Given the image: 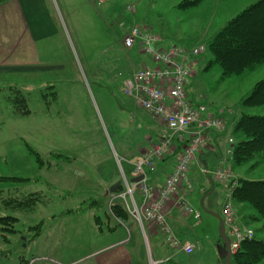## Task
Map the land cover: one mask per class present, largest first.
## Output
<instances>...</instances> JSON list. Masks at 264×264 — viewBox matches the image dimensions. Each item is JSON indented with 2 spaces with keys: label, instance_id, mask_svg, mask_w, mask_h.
Returning a JSON list of instances; mask_svg holds the SVG:
<instances>
[{
  "label": "rangeland",
  "instance_id": "374dc122",
  "mask_svg": "<svg viewBox=\"0 0 264 264\" xmlns=\"http://www.w3.org/2000/svg\"><path fill=\"white\" fill-rule=\"evenodd\" d=\"M185 1L107 0L104 4L94 6L95 10L99 9L102 12L100 23L97 19H91L94 26L86 15L71 18L58 13L60 26L71 52L70 63L61 69L35 72L30 67L0 72V176L26 179L2 181L0 189L19 187L22 196L32 191L39 193L41 197L33 206L31 202L28 207L20 208L10 207L0 201V216H13L17 219L16 222L8 220L6 224L0 223V264H86V261L79 263L76 260L86 257L85 255L96 245L124 236L123 244L134 243L135 247L139 248L137 250L140 252L139 264H159L155 262L151 252L152 242L148 232L142 227L146 224L145 220L139 222L130 212L132 210L130 198L125 201L117 193L108 194L104 192L106 188L99 189L96 185L88 186L91 190L80 189V192H76L78 184L77 182L73 184L70 178H73L72 174L76 175L74 178H78L77 173L89 171L88 166L81 160L95 158L89 157L88 151L82 150V147H86L83 143L87 141L96 149L97 156L102 154L103 157H107L110 150L117 166L123 164L121 154L114 150L116 141L125 138L122 133L123 126L120 125L121 122L124 123L125 117L119 104L120 99H124L125 96L119 91L121 76L116 72L122 69L114 70L118 78L116 86L113 87L115 93L109 88V80H102L100 76L91 77L90 71L94 67L97 68V65L91 67L85 63L86 60L95 59L100 53H104L105 57L121 56L117 48L122 32L121 22L125 23V27L135 24L159 34L167 43L156 44L158 46H188L204 42L228 20L258 0H195V4L190 6L182 5ZM76 4L74 8L79 14V10L81 13L85 9L84 3L77 1ZM208 59L210 56L205 51L197 61V64L200 63V68L196 70V72L199 70L196 79L200 89L198 99L208 107L211 106L214 114L223 117L225 121L222 130L206 132L210 138L213 132L225 131L229 120L238 116L242 110H246L239 101L256 81L264 78V63L240 76L222 77L218 66ZM112 82L113 80L110 82L111 85ZM50 86L53 88H47ZM52 90L57 92V97L53 99L49 94ZM18 91L25 96L30 109V113L22 116L14 114L7 101L9 94L14 96ZM68 92L70 96H64ZM44 94L49 96L45 97ZM66 106H71L70 109L74 112L64 111ZM249 112L263 115L264 106L251 108ZM52 115L57 118L51 117ZM56 120H60V123H54ZM195 129V126H190L187 127L188 131L181 133L182 136L175 135L179 137L178 139L184 140L185 135ZM231 138L233 142L230 141ZM226 139L229 145L235 140L231 134ZM26 143L39 153L43 159L41 165L37 163L36 156L28 150ZM64 147H67L65 150L70 149L69 154L59 151L60 155L55 154L46 159L49 151L63 150ZM229 150L230 148L225 151V156L229 154ZM65 156H71L72 159L67 162ZM50 163L53 169H50ZM193 165L195 163H192L190 168ZM216 167L228 168L226 162ZM228 169L235 175V184L238 178L242 177L263 179L264 155L256 156L248 163L235 166L232 170ZM213 180L216 183L215 189L213 187V192L204 198L205 203L208 200L212 201L210 211L221 215L223 204H231L236 221L237 211L241 214L242 222L237 223L251 227L254 236L264 239L262 222H252L246 217L253 210L248 206H241L236 211L237 207L231 200V190L226 194L227 191L222 192L217 186L233 185L230 182H218L214 178ZM68 183L73 184L74 191L68 192ZM189 183V188L182 184L179 190L190 192L191 180ZM136 191L132 194L134 203ZM120 193L122 191H119ZM3 194L7 197L9 193L6 191ZM201 198L203 196H199V192L195 193L194 205L200 210V218L198 220L192 218L193 231L189 236L195 243V248L188 254L180 251L178 259L182 264H221L218 249L222 248L223 240L218 232L219 221L215 215L200 208ZM99 200H103L101 208L96 207L100 204ZM90 201L96 206L88 204L87 210L80 213L69 211ZM115 203L123 205L122 209L127 214L124 219H118L111 213L112 205ZM177 206L181 209L179 205ZM180 213L188 215L182 209ZM95 214L98 215L101 224H96ZM103 225L108 228L112 226L114 229L101 234L97 226ZM12 228L15 232H11ZM156 239L158 248L165 249L166 246L162 244L160 236H156ZM142 253L144 255H141ZM258 264H264V259Z\"/></svg>",
  "mask_w": 264,
  "mask_h": 264
},
{
  "label": "crops",
  "instance_id": "0c3cea01",
  "mask_svg": "<svg viewBox=\"0 0 264 264\" xmlns=\"http://www.w3.org/2000/svg\"><path fill=\"white\" fill-rule=\"evenodd\" d=\"M77 1L84 3L83 8H85L81 11V13L79 10V14H77L74 8V4H76ZM106 1L100 4H104ZM100 4L95 3L94 0H4L1 2L0 72L11 69L20 70V68L30 67L32 68V71L36 72L37 70L45 71L55 68L61 69L67 66L70 63L71 52L69 50L68 42L63 29L60 26L58 13L62 16H70L71 18L76 16L78 18V16L80 17L86 15L90 21L91 19H97L100 23L102 20V15L100 14L102 12L99 9H94L95 5ZM91 24L94 26L92 21ZM120 25L122 32L118 40L117 48L121 53V56L117 57L113 55L111 57L109 55L105 57L104 53H100L95 59L85 61V63L91 67L97 65V68L94 67L91 69V77L98 78V76H100V79L102 80H109L110 89H113L114 85L116 86L118 79L114 70L121 68L122 70L119 69L116 71L121 76L119 91L123 78L130 74L133 69L146 65L151 67L153 66V63L141 53L139 46L135 45L131 49L126 50L122 45L123 35L127 33L131 27L137 25L133 24L129 27H125V23L123 22H121ZM140 28L151 31L149 29H145L144 27ZM158 36L160 37V41L157 44L167 43V41L159 34ZM116 51L117 49H115L114 52L116 53ZM197 68H200V63H198L194 68L193 75L187 86L188 98L194 103L201 102V100L198 99L200 89L198 88L199 85L196 80L199 73V70L196 72ZM112 80L113 82L111 85L110 82ZM47 88H53V86ZM113 92L116 93L114 89ZM49 94L51 99L57 97V92H53V90L49 92ZM44 96L48 97L49 95L44 94ZM64 96H70L69 92ZM46 103H48V101ZM119 104L120 109H122V114L125 117L124 123L121 122L120 124L123 126L122 133L125 135V138L116 141L117 145L114 146V150L121 154V161L123 164H119V167L117 166L115 158L111 155L112 152L110 150H108L107 157H103L102 154L97 156L96 149L93 148L91 142H84L83 144L86 145V147H82V150L88 151V156H95V158L81 160L88 166L89 171L83 174L77 173L79 176L78 178H74L76 175L72 174L73 178H70V181L73 184L75 182L78 184V190H76V192L91 190L88 186L93 185H96L99 189L106 188L104 192H107L109 191V187L115 182L120 181V184L122 185L123 178L128 180V182H132L131 179L134 177L133 162L149 153L160 140L165 127L162 120L151 117L130 97H125L124 99L121 98ZM70 107L71 106L64 107V111L74 112V110H71ZM208 108L212 113H214L211 106ZM51 117L55 119L57 118L54 115ZM54 123H60V120H56ZM229 134V128L227 127L225 131L213 132L211 137L207 138V142L204 143L196 154L200 156L201 162H205L201 163L202 166L212 169L226 162L228 155L225 156V151H228L231 147V145L227 144L226 139ZM188 137V134L185 135L184 140H188ZM178 138L179 137L177 136L175 137V141L171 148L172 151L176 153L172 155V153L169 152L167 154L168 156L166 155V157L164 156L163 158L156 160L155 170L147 173V182L154 191H157L162 186L166 176L171 172L176 163L175 158L177 154L179 151L181 152V147L185 145H181V149H175L174 145L180 140ZM65 148L67 147L62 148L63 150L49 151L48 155H46V159L48 160V157L55 154L60 155L59 151H65L69 154L68 152L70 149L65 150ZM65 158L67 159V162L72 159L71 156H65ZM199 164L200 163L195 162V165H193L190 169L189 177L192 182V190L190 192L179 190L178 194L175 195L174 198L170 199L165 205L166 215L173 231L184 242L192 243L194 248L195 243L189 237L193 231V228L191 227L192 218L191 216H185L180 213L181 209L177 206L176 199L177 197H182L190 205L198 208L194 205L196 203L194 200L195 193L199 192L200 196L201 192L207 189L205 180L203 181L201 179L204 175L201 173V167ZM49 167L50 169H53V165L51 163L49 164ZM83 175L84 177H82ZM207 183H209L208 180ZM73 184L68 183V192L74 191L73 188L75 187ZM217 186L221 188L222 192L224 190L226 191V184H218ZM5 189L6 190H2L3 192L0 194V201L2 203L6 198L3 194L6 191L12 196H20L19 187H5ZM213 190L210 189L207 195H210ZM29 193H32V191ZM207 195H204L203 197L205 198ZM204 198L202 200L203 205L208 210H211L212 201L208 200L205 203L206 199ZM135 199L136 203L141 205L142 198L138 190L135 192ZM238 209L239 208L237 207L236 211ZM236 215L238 217L237 221H241V216L238 211ZM142 227L144 228V231L147 230L150 242H152V247H150L153 257L155 258V262H159V264H182V262L178 259V255L181 252L163 243L161 234L156 230L153 224L146 222V224H143ZM98 230L101 234L106 232L105 229L101 231L99 227ZM156 236H160L162 244H165L166 246L165 249L158 248ZM124 237L111 242L107 241L96 245L91 252L85 255L86 257L77 259L76 262L86 261V264H139L140 261L138 260V257H140V252L137 251L139 248H136L133 242L132 245L131 243L123 244L125 240ZM141 255H144V253Z\"/></svg>",
  "mask_w": 264,
  "mask_h": 264
},
{
  "label": "built area",
  "instance_id": "2783aa9c",
  "mask_svg": "<svg viewBox=\"0 0 264 264\" xmlns=\"http://www.w3.org/2000/svg\"><path fill=\"white\" fill-rule=\"evenodd\" d=\"M100 4L106 0H94ZM158 34L133 26L123 35L122 45L129 50L139 46L141 53L153 66H141L133 69L122 80L120 91L123 96L132 98L151 117L164 122V130L159 142L147 154L133 162L134 176L144 177L135 182L124 179V190L117 193L125 201L130 198L132 215L141 222H149L161 234L165 244L175 250L190 253L194 245L180 239L173 231L166 215L165 205L179 192V186L186 184L188 188L190 166L196 161V154L207 141L206 132L222 130L224 118L212 113L205 103H194L187 95V86L193 75L199 57L206 47L202 42L188 45H172L160 47ZM195 126L188 133L187 145L176 158L171 172L166 176L163 185L154 191L147 182V173L155 170V162L170 152L176 137L182 136L187 127ZM231 141V139H230ZM203 174H210L218 182L235 184V175L228 168L209 170L201 168ZM140 192L142 203L138 206L132 199L134 191ZM117 195V196H118ZM176 204L191 218L199 219L200 211L192 207L182 197H177ZM225 231L230 239L231 253H236L244 239L253 236L251 227L237 223L231 204L224 203L221 211Z\"/></svg>",
  "mask_w": 264,
  "mask_h": 264
},
{
  "label": "trees",
  "instance_id": "16d2710c",
  "mask_svg": "<svg viewBox=\"0 0 264 264\" xmlns=\"http://www.w3.org/2000/svg\"><path fill=\"white\" fill-rule=\"evenodd\" d=\"M3 1L4 0H0V3ZM193 4H195V0H186L182 3V5L185 6ZM203 43L205 44L206 52L210 56L208 60L218 66L222 77L240 76L254 70L257 66L264 63V0H258L245 7L236 16L228 20L216 33L206 38ZM205 56L204 54V57ZM7 101L11 105L14 114L22 116L30 113V109L26 104V98L23 94L19 93V91L14 96L13 94H9ZM239 104L245 107L247 111L242 110L238 116L232 117L227 126L230 134L235 138L234 143L231 144L226 160V167L231 170L234 169L235 166L248 163L256 156L264 155V114H252L249 112L251 108L264 106V78L256 81L252 85L248 93L240 99ZM187 142L188 140L180 139L174 147L178 149L184 143L187 145ZM26 145L28 150L36 156L37 163L41 165L43 159L40 158L38 155L39 153L27 143ZM171 148L170 152L174 155L176 152H173ZM199 159L200 156L196 155L195 162H199L201 168L210 169L202 166L201 163L205 162H201V159ZM217 168L219 167L210 170H215ZM203 175L204 177H201V179L203 181L205 180L208 186L206 185L207 189L200 194L201 197L207 195L211 186L215 187L216 185L210 174H208L209 176H206V174ZM188 178L190 181L189 175ZM206 178L209 183H207ZM20 180L24 181L26 179L22 177L0 176V182ZM226 187V194L229 193L228 190H231V200L235 206L240 208L241 206L250 207L253 212L247 214L246 217L252 222H262L264 225V178L248 179L242 177L238 178L237 183L233 185V187L229 185ZM2 190L3 189H0V194ZM107 192L108 194L119 193V191ZM9 195L4 199L3 204H8L10 207H28L31 202L33 206L34 203L41 200L40 194L37 192L27 193L24 196ZM225 198L227 197L225 196ZM93 203L94 202L90 201L86 205H79L74 207L75 209H70L69 211L71 213L84 212L87 210L88 204L96 206V204ZM99 203L100 204L96 207L101 208L103 200H99ZM122 208L123 205L121 203H115L112 205L111 213L118 219H124L127 214ZM94 219L97 225L101 224L98 215L95 214ZM8 220L13 222L17 221L13 216H0V223L6 224ZM11 227H13V225ZM98 227L101 231L103 229H105V231H113L114 229L112 226L109 228L106 226L104 227V225ZM11 232H15L13 228ZM263 259L264 239L254 236L253 232V236L244 239L241 242L239 250L232 255L231 264H258Z\"/></svg>",
  "mask_w": 264,
  "mask_h": 264
},
{
  "label": "water",
  "instance_id": "95a60500",
  "mask_svg": "<svg viewBox=\"0 0 264 264\" xmlns=\"http://www.w3.org/2000/svg\"><path fill=\"white\" fill-rule=\"evenodd\" d=\"M144 176L141 175H137L134 176L131 181L135 182V181H139L143 178ZM123 189V186L120 184V181L115 182L114 184H112L109 187V191H121ZM213 190V187L211 188ZM204 198V197H203ZM203 198L200 199L199 202V206L202 210H204L205 212L211 213L213 214L210 210H208L202 203ZM217 217L218 221H219V226H218V232L220 237L223 240V246L222 248L218 249V256L221 260V264H231V259H232V253H231V249H230V239L228 238V236L226 235L225 232V226H224V222L222 217L219 214H213Z\"/></svg>",
  "mask_w": 264,
  "mask_h": 264
}]
</instances>
